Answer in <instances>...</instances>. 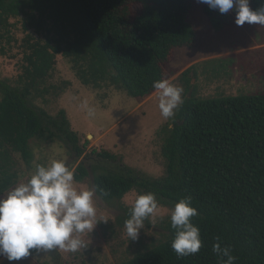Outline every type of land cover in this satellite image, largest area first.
I'll return each mask as SVG.
<instances>
[{
  "label": "trees",
  "instance_id": "1",
  "mask_svg": "<svg viewBox=\"0 0 264 264\" xmlns=\"http://www.w3.org/2000/svg\"><path fill=\"white\" fill-rule=\"evenodd\" d=\"M139 6L132 15L130 6ZM193 0H0V39H12L18 20L22 39L21 73L16 86L0 80V195L20 178L15 156L24 164L32 159L31 141H63L76 158L85 151L72 132L63 110L50 118L34 101L54 70L56 57L72 64L83 86L103 85L143 101L156 93L153 82L169 78L165 71L177 49H193L197 40L188 14ZM253 9L264 0H250ZM218 31L224 14L204 8ZM179 80L187 95L172 120L161 129L160 154L164 177L149 181L136 177L123 165L90 166L95 195L105 203H118L126 194L154 193L159 206L173 208L190 196L198 215L192 223L200 230L198 253L178 257L171 244L175 229L170 219L165 238L137 252L121 264H222L213 244L229 246L234 264H264V94L199 98L190 93V74ZM92 155L114 160L106 152ZM89 171L80 163L74 182ZM117 218L125 226L131 209Z\"/></svg>",
  "mask_w": 264,
  "mask_h": 264
},
{
  "label": "rangeland",
  "instance_id": "2",
  "mask_svg": "<svg viewBox=\"0 0 264 264\" xmlns=\"http://www.w3.org/2000/svg\"><path fill=\"white\" fill-rule=\"evenodd\" d=\"M205 7L208 6L193 0L187 21L193 27L197 43L193 49L174 52L172 61L165 65V71L171 75L168 81L183 89L184 98L187 93L179 78L194 65L196 76L190 74L189 91L199 98L264 94V26H237L235 12L230 11L224 14L223 25L215 31L204 14ZM130 11L132 15L137 14L139 6L132 4ZM17 21L11 20L15 23L12 39H0V80H7L12 86H16L21 73V47L25 37ZM40 89H47V93L35 99V107L53 119L63 110L70 130L78 135L80 145H85L84 154L76 158L59 139L32 140L31 161L24 164L15 156L20 178L0 198L26 183L38 165L47 166L54 159H63L74 172L80 163L85 165L89 177L81 183L74 182L77 189H93L90 166L95 164H108L113 168L121 164L136 177L149 181L164 177L161 129L165 125L171 128L172 120L162 117L156 93L137 101L108 85L98 89L83 86L71 62L61 56L56 57L54 70ZM93 150L106 152L114 160L98 158L92 155ZM137 195L136 190L131 191L120 203H105L94 195L97 225L91 233L77 234L84 240V248L75 252L60 248L33 251L29 257L11 262L0 257V264H121L131 259L142 247L165 238L162 227L170 219L172 210L158 205L156 212L144 220L137 239L131 240L125 226L117 224V218L124 215L123 208L132 209Z\"/></svg>",
  "mask_w": 264,
  "mask_h": 264
},
{
  "label": "clouds",
  "instance_id": "3",
  "mask_svg": "<svg viewBox=\"0 0 264 264\" xmlns=\"http://www.w3.org/2000/svg\"><path fill=\"white\" fill-rule=\"evenodd\" d=\"M221 14L235 12L237 26H264V6L253 9L250 0H198ZM158 108L164 119L174 118L183 105V89L167 79L153 82ZM95 192L92 188L77 189L74 171L63 159H54L47 166L38 165L26 183H21L4 198H0V257L20 261L33 251L60 248L77 251L84 240L77 234L91 233L97 225ZM190 196L181 198L171 210V227L175 238L171 247L178 257L199 252L203 246L200 230L191 218L198 215ZM158 201L154 193L137 195L130 218L125 222L131 240L138 237L144 220L154 214ZM213 252L222 264H234L236 257L229 246L213 244Z\"/></svg>",
  "mask_w": 264,
  "mask_h": 264
},
{
  "label": "water",
  "instance_id": "4",
  "mask_svg": "<svg viewBox=\"0 0 264 264\" xmlns=\"http://www.w3.org/2000/svg\"><path fill=\"white\" fill-rule=\"evenodd\" d=\"M90 138V136L88 137V139Z\"/></svg>",
  "mask_w": 264,
  "mask_h": 264
},
{
  "label": "bare ground",
  "instance_id": "5",
  "mask_svg": "<svg viewBox=\"0 0 264 264\" xmlns=\"http://www.w3.org/2000/svg\"><path fill=\"white\" fill-rule=\"evenodd\" d=\"M90 139V138H89Z\"/></svg>",
  "mask_w": 264,
  "mask_h": 264
}]
</instances>
